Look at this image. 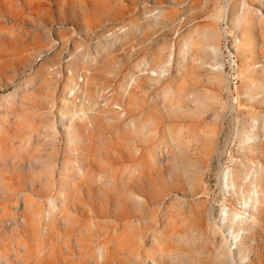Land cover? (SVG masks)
Instances as JSON below:
<instances>
[{
  "label": "rangeland",
  "instance_id": "rangeland-1",
  "mask_svg": "<svg viewBox=\"0 0 264 264\" xmlns=\"http://www.w3.org/2000/svg\"><path fill=\"white\" fill-rule=\"evenodd\" d=\"M263 18L0 0V264H264Z\"/></svg>",
  "mask_w": 264,
  "mask_h": 264
},
{
  "label": "bare ground",
  "instance_id": "bare-ground-1",
  "mask_svg": "<svg viewBox=\"0 0 264 264\" xmlns=\"http://www.w3.org/2000/svg\"><path fill=\"white\" fill-rule=\"evenodd\" d=\"M262 21H263V24H264V18H263V20H262ZM234 214H235V213H234ZM239 219H240V218H239ZM229 222H230V221H229ZM232 223H233V222H232Z\"/></svg>",
  "mask_w": 264,
  "mask_h": 264
}]
</instances>
